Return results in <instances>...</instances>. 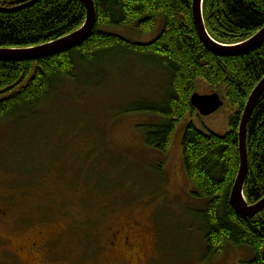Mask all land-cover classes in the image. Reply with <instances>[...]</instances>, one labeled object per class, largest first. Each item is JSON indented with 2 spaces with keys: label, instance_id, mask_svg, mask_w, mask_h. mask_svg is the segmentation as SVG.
Listing matches in <instances>:
<instances>
[{
  "label": "rangeland",
  "instance_id": "rangeland-1",
  "mask_svg": "<svg viewBox=\"0 0 264 264\" xmlns=\"http://www.w3.org/2000/svg\"><path fill=\"white\" fill-rule=\"evenodd\" d=\"M162 29L159 20L147 36L132 27L105 30L147 44ZM108 60L120 67L104 68L109 77L104 86L85 88L82 79L69 83L38 115L0 123V204L13 222L12 227L0 225V264H32L36 257L25 255L19 262L4 252L20 240L34 239L38 231L58 230L60 236L41 247L37 261L247 264L251 252L234 246L216 259L206 258L199 216L205 202L193 195L183 166V127L193 124L204 134L226 136L233 116L230 104L225 101L208 117L198 111L185 116L170 151L159 153L145 145L141 127L161 119L129 110L142 100H160L166 79L143 60L126 56ZM196 93L211 95L202 80L196 83ZM37 167L42 174L22 176L32 175ZM122 220L141 225L149 253L145 263L108 245L106 228Z\"/></svg>",
  "mask_w": 264,
  "mask_h": 264
},
{
  "label": "trees",
  "instance_id": "trees-1",
  "mask_svg": "<svg viewBox=\"0 0 264 264\" xmlns=\"http://www.w3.org/2000/svg\"><path fill=\"white\" fill-rule=\"evenodd\" d=\"M35 1L0 0V49L46 45L77 32L85 24L87 11L81 0ZM92 1L96 24L80 46L35 61H0V123L9 120L12 124L38 115L41 107L62 94L69 83L82 79L85 88L104 86L109 79L104 68L120 67L107 64L108 59L126 56L143 60L149 70L157 69L166 79L167 89L160 100H142L129 112L161 119L159 124L141 127V133L147 147L167 154L180 121L196 112L191 99L197 81L202 80L210 94L220 95L233 111L230 132L223 137L204 134L193 124L183 127L184 170L195 191L193 195L205 202L199 216L206 258L216 259L228 246H234L251 252L247 264H264V211L247 220L236 213L230 201L240 170L243 113L264 79V43L238 57L213 54L196 29L194 0ZM203 14L209 36L222 45L245 42L264 28V0H204ZM159 20L163 21L162 32L147 44L133 43L105 30L132 27L147 36L155 31ZM247 153L244 197L253 206L264 198V94L248 124ZM36 170L32 175H20L33 178L43 172L39 167Z\"/></svg>",
  "mask_w": 264,
  "mask_h": 264
},
{
  "label": "water",
  "instance_id": "water-1",
  "mask_svg": "<svg viewBox=\"0 0 264 264\" xmlns=\"http://www.w3.org/2000/svg\"><path fill=\"white\" fill-rule=\"evenodd\" d=\"M38 1L39 0H36L34 3ZM81 1L86 7L87 18L84 26L80 30L63 39L39 47L18 50L0 49V61H35L71 51L72 49L83 44L91 36L95 27L96 10L92 0ZM203 5L204 0L193 1V19L201 42L213 54L223 57H238L258 49L264 43V28L252 38L240 44L222 45L215 42L209 36L206 29ZM263 94L264 79L251 94L243 113L239 129L241 159L240 170L230 199L231 205L236 213L247 220L254 219L264 211V198L257 204L249 206L244 197V190L248 179V124L252 117L253 111ZM191 105L195 111H198L199 115L208 117L218 112L224 106V101L218 94L202 96L196 93L191 99Z\"/></svg>",
  "mask_w": 264,
  "mask_h": 264
},
{
  "label": "flooded vegetation",
  "instance_id": "flooded-vegetation-1",
  "mask_svg": "<svg viewBox=\"0 0 264 264\" xmlns=\"http://www.w3.org/2000/svg\"><path fill=\"white\" fill-rule=\"evenodd\" d=\"M0 225L5 227H12L13 222L9 219V211L0 204ZM108 234V245L113 250H120L126 256H132L136 261L146 262L148 259V244L140 234L141 225L133 220L130 222L122 220L118 224L109 225L106 228ZM58 230L55 234H49L46 231H38L35 234L34 239L20 240L15 246L4 252L8 258L17 260L20 262L23 256L36 257L35 262L32 264H44L43 262L37 261V254L43 245L51 241L55 237L60 236ZM150 252V251H149ZM3 253V252H2ZM140 258L142 260H140ZM41 262V263H40Z\"/></svg>",
  "mask_w": 264,
  "mask_h": 264
}]
</instances>
